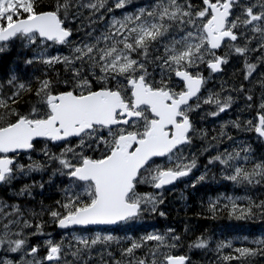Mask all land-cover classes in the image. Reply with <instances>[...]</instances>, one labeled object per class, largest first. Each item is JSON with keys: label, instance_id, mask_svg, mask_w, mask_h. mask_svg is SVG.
I'll list each match as a JSON object with an SVG mask.
<instances>
[{"label": "snow or ice", "instance_id": "snow-or-ice-1", "mask_svg": "<svg viewBox=\"0 0 264 264\" xmlns=\"http://www.w3.org/2000/svg\"><path fill=\"white\" fill-rule=\"evenodd\" d=\"M131 2L0 0V52L19 44L32 53L26 65L54 72L27 80L13 74L0 84V187L35 172L48 173L49 184L57 175L68 181L63 198L41 204L40 212L0 200V264H92L93 252L100 257L98 264H190L189 256L177 251L182 240L172 228L120 237L112 227L93 231V226L127 228L149 214L165 216L158 206L166 186L197 167V155L190 150L196 139L207 137L199 121L232 108V92L243 100L248 117L227 123L264 142V78L250 79L257 64L249 60L258 52L256 60L264 63V0H148L105 20V12ZM83 9L88 10L89 30L74 40L72 21L81 19ZM99 22L103 31L93 26ZM57 46L67 47L68 54ZM230 59L243 60V80L228 89L223 82L220 92L209 90V78L221 74ZM225 91L229 94L221 98ZM204 105L214 110L202 115ZM224 127L213 141L227 135ZM241 151L210 154L192 187L207 178L208 165L217 164L226 180L264 182V156L250 160V145ZM33 153L43 159H34ZM35 186L26 183L13 195L32 197ZM226 199L237 219L257 211L264 215V200L241 207L239 197ZM208 207L217 210L215 201ZM45 212L61 229L79 226L92 234L72 231L67 242L46 239L41 255V245L29 241L44 234L43 222L33 223V218ZM210 242L201 236L188 247L207 249ZM251 243L255 247H236L233 255L222 254L232 241L216 242L220 264H245L264 254V236ZM113 245L119 247L109 251Z\"/></svg>", "mask_w": 264, "mask_h": 264}, {"label": "trees", "instance_id": "trees-1", "mask_svg": "<svg viewBox=\"0 0 264 264\" xmlns=\"http://www.w3.org/2000/svg\"><path fill=\"white\" fill-rule=\"evenodd\" d=\"M143 5L144 0H142ZM148 1H146L147 3ZM196 2V0H194ZM44 5L53 3V0H42ZM113 0H108V6H111ZM103 11V10H102ZM83 16L81 19L72 21L73 37L72 39H78L83 36L85 31L89 30L88 20V10L83 9ZM116 15L120 17L122 14L119 13L117 9L113 10V13L105 12V20L109 19L111 15ZM103 22H99L98 26L100 31H103ZM79 28L80 31L77 32L76 29ZM99 34L94 33V35ZM67 55L69 49H65L64 46H57ZM50 51L55 54L54 49ZM32 55L29 49L21 48L19 44L15 46H10L5 51L0 52V84L6 82L11 75L15 74L23 80L33 78L35 76H40L42 73L47 72L49 75H54L52 69H49L43 65H26L24 63L25 59ZM259 53H253L249 58L250 62L256 63L257 67L250 77L251 80L259 81V79L264 78V63H259L256 60V56ZM56 70H59V66H56ZM207 70L204 69V74H207ZM243 60L230 59L228 65L224 66V70L221 74L213 76L215 81L216 92H220L221 84H224L225 89H228L232 85H238L243 80ZM247 84V82H244ZM210 86V83H209ZM207 86V88H209ZM260 85L257 82L255 84L256 96H259ZM6 90V88H5ZM229 94L228 91L221 92V98L224 95ZM235 97V102L232 108L226 110L224 113H220L218 116L213 117L205 115L204 119L200 120L198 127L206 130L207 137L204 139H198V146H193L191 152L197 155V165L202 167L207 165L208 156L215 155L217 151L223 152L225 149L228 151H241V149L251 146V156L250 160H259L260 157L264 156V143L257 139L254 132H247L242 129H236L228 124L230 120H235L238 116L241 120L248 117V112L244 109L243 100L240 99L235 92L230 93ZM30 97L25 96L24 99L28 100ZM23 108H27V104H23ZM214 110V106H203L202 115L207 111ZM225 125L224 132L227 134L225 137L218 138L216 141L212 140L213 136L219 137L220 126ZM227 136H231L232 139L229 140ZM210 145V147H209ZM204 147H208V151H202ZM189 150H186L188 154ZM244 152L241 151V156ZM34 159H43L42 155L39 153H33ZM26 161V157L23 162ZM164 163V161H159ZM250 167V163L245 165ZM222 166L218 164L216 166L208 165L207 178L204 181L196 183L195 187H192V182L198 173L193 177L181 182L179 185L176 184L172 188L166 189L163 193V204L158 206L159 211L165 212V216L161 217L158 214H149L142 220L137 222H132L127 228H114L112 232L116 236H124L127 232L128 235L133 237H138L147 231H159L163 233L168 228L175 230V233L181 236L182 247L177 251L180 254H187L189 256L190 264H220L219 253L215 250L216 242L218 241H232V248L223 249L222 254L232 253L235 255L233 249L236 247H255L251 243L253 238H260L264 236V215L257 211L255 216L247 219H237L235 215H230L231 205L226 197H232L236 199V203L241 207H247L249 200L259 203L264 200V182L260 184L248 185L238 184L233 181H229L223 178L221 175ZM205 172V169H204ZM40 172L31 173L28 177H19L17 180L12 182L11 186H5V190H16L18 191L20 187L24 184L36 183L37 186L33 187L32 190H40L38 186L40 183L44 184V190L53 193L55 201L61 200L64 193L61 191L68 183L67 178L57 175L53 177L52 183L49 184V175L45 173L40 177ZM41 179V180H39ZM41 181V182H40ZM32 197L37 198V196L32 195ZM41 197H39V200ZM215 201L217 204V210L215 213L209 211V202ZM41 204L44 206L53 205L54 202H49L44 198L42 202H31V204L23 203V206H29L28 208L34 209L36 212L41 211ZM227 205V207H226ZM50 217L47 213H43L39 217L33 218L34 222H43L44 227H48V221ZM224 221V222H223ZM49 229V228H48ZM76 231L77 235H91L92 232H81L79 229L71 231H56V236L54 241H59L64 238L67 242L71 239V232ZM95 231V230H93ZM99 231V230H98ZM204 236L210 239V244L207 249L192 247L189 249L190 244H194L197 238ZM247 237V240L244 238ZM37 243L41 245V255L44 253V243L39 241L38 236ZM36 243V244H37ZM74 243V241H73ZM119 246L113 245L109 251L117 249ZM144 251H147L146 249ZM137 255H143L142 251H138ZM69 259H71L69 257ZM100 260L99 255L96 252L92 253V264H98ZM230 264H237L236 261L230 262ZM245 264H264V254H258L254 257H249Z\"/></svg>", "mask_w": 264, "mask_h": 264}, {"label": "flooded vegetation", "instance_id": "flooded-vegetation-1", "mask_svg": "<svg viewBox=\"0 0 264 264\" xmlns=\"http://www.w3.org/2000/svg\"><path fill=\"white\" fill-rule=\"evenodd\" d=\"M211 83H212V85H214V82L213 81ZM193 146H196V147L198 146V139H196L194 141V145ZM196 168H197L196 169V174L198 173V176H199L202 172H204L205 165L202 166V167H199L197 165ZM39 174H40V177H41L45 173L40 172ZM183 179H181V180H183ZM39 180H41V179H39ZM183 181H185V180H183ZM183 181H181V182H183ZM147 190H151V189H147ZM15 191L16 190H5V189H1V187H0V200L6 201L8 204L19 203L21 205H23V203L31 204V202H35V203L36 202H42L44 200V198H46V200L49 201V202H55V198H54L53 193L50 192V191H46L44 189H40V190L35 189V190H32L33 195L34 196H37V198H35V197L33 198V197H29V196L15 197L13 195V193ZM39 197H41L40 200H39ZM27 207H29V206H27ZM33 223H35V222L33 221ZM56 228H57V225L55 223H52L51 222V218H50V220L48 221V227H44L43 226V233L44 234L39 236L40 237V240L39 241H41V242L44 243V241L46 239H49V238L50 239H52V238L54 239V237H55V232L54 231H55ZM37 237L38 236L31 237L29 242L31 244H36L37 241H38V238ZM15 255L16 254H12L13 257H15Z\"/></svg>", "mask_w": 264, "mask_h": 264}, {"label": "water", "instance_id": "water-1", "mask_svg": "<svg viewBox=\"0 0 264 264\" xmlns=\"http://www.w3.org/2000/svg\"><path fill=\"white\" fill-rule=\"evenodd\" d=\"M175 183V182H174ZM58 227V226H57ZM96 227H98V228H106V227H114V226H93V228H96ZM75 228H79V226H75ZM58 229H60V230H64V229H61V228H59L58 227Z\"/></svg>", "mask_w": 264, "mask_h": 264}, {"label": "bare ground", "instance_id": "bare-ground-1", "mask_svg": "<svg viewBox=\"0 0 264 264\" xmlns=\"http://www.w3.org/2000/svg\"><path fill=\"white\" fill-rule=\"evenodd\" d=\"M224 222V221H223Z\"/></svg>", "mask_w": 264, "mask_h": 264}, {"label": "rangeland", "instance_id": "rangeland-1", "mask_svg": "<svg viewBox=\"0 0 264 264\" xmlns=\"http://www.w3.org/2000/svg\"><path fill=\"white\" fill-rule=\"evenodd\" d=\"M53 239V238H52Z\"/></svg>", "mask_w": 264, "mask_h": 264}]
</instances>
